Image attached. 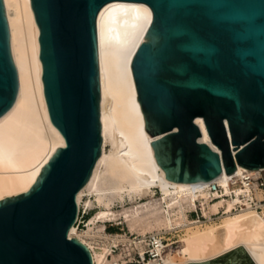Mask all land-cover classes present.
Masks as SVG:
<instances>
[{"label":"water","instance_id":"1","mask_svg":"<svg viewBox=\"0 0 264 264\" xmlns=\"http://www.w3.org/2000/svg\"><path fill=\"white\" fill-rule=\"evenodd\" d=\"M144 2L153 20L132 60L164 179L205 183L264 168V0H31L51 122L66 140L27 192L0 200V264H94L75 237L77 195L102 153L98 15ZM19 92L0 0V121ZM190 264H257L243 246Z\"/></svg>","mask_w":264,"mask_h":264},{"label":"bare ground","instance_id":"2","mask_svg":"<svg viewBox=\"0 0 264 264\" xmlns=\"http://www.w3.org/2000/svg\"><path fill=\"white\" fill-rule=\"evenodd\" d=\"M4 3L19 92L8 116L0 121V200L30 190L58 148L66 146L50 118L40 28L31 0ZM152 20L153 10L144 2L111 1L99 12L102 153L77 195L79 209L82 203L98 208L89 220L90 231L95 227L104 231L106 221H115L126 223L139 237H105L111 244L99 253L79 233L76 223L69 235L91 250L94 264H126L127 257L112 251L119 242L133 241L143 255L148 234L169 241L162 254L166 264L204 263L241 246L257 264H264V204L260 211L239 197L211 202L206 189L210 181L179 183L159 174L163 168L154 156L132 69ZM243 169L262 170L238 165V172ZM240 201L242 208L237 205ZM199 207L205 219L191 218L190 213ZM167 233L176 234L177 240L163 235Z\"/></svg>","mask_w":264,"mask_h":264},{"label":"built area","instance_id":"3","mask_svg":"<svg viewBox=\"0 0 264 264\" xmlns=\"http://www.w3.org/2000/svg\"><path fill=\"white\" fill-rule=\"evenodd\" d=\"M224 183L220 180L210 181L206 186V189L210 195V201L215 202L225 198H240V200L248 199L251 205L258 206L260 211L263 210L261 207L264 204V169L256 172L243 169L241 172H235L228 175L223 179ZM259 194L262 197H259ZM237 205L242 208L243 205L241 201ZM200 211H201V207ZM81 208L79 209V216L76 224L80 221L82 217L80 215ZM199 216V210H195ZM223 212V210H221ZM216 216V215H214ZM205 218V217H203ZM148 245L145 253L141 255L136 254L138 257L134 261L139 264H166L163 259V252L165 250V245L168 244L167 240L161 236L153 235L149 236Z\"/></svg>","mask_w":264,"mask_h":264},{"label":"rangeland","instance_id":"4","mask_svg":"<svg viewBox=\"0 0 264 264\" xmlns=\"http://www.w3.org/2000/svg\"><path fill=\"white\" fill-rule=\"evenodd\" d=\"M109 148V147H108ZM87 198V196L84 197V200ZM98 212V208H86L84 204H81V211L80 215L82 216L80 218V221L76 224V227L79 230V233L83 235V238L90 243L94 249L102 253L105 251V249L110 246V242L105 239V237H115L116 235L120 234L129 238L131 240L135 239L136 237H139L137 233H133L130 231L128 225L126 223L123 224H116L115 221H106V226L104 228V231H99L97 227H95L93 230H89L88 223L89 220L94 217ZM191 218H203L202 211L199 209V216L197 215L196 211H193L190 213ZM121 218V217H120ZM97 225L100 223H96ZM92 227H94V224H91ZM98 229V230H97ZM87 232V234H86ZM87 235V237H86ZM150 236V234H148ZM165 237H171L173 240H177L176 234H163ZM85 236V237H84ZM141 236V235H140ZM167 240V238H166ZM167 242H169L167 240ZM134 244V245H133ZM174 247H177V244L173 245ZM131 247V248H130ZM145 248L147 249V243H145ZM237 249V248H236ZM235 250V249H234ZM114 253H116L118 256L127 257V263L126 264H139L136 261H134V258L136 259L138 257V253L141 254L139 248L133 243V241L129 242H119L117 245H114L113 250ZM233 251V250H231ZM230 252V251H229ZM228 253V252H227ZM226 254V253H225ZM224 255V254H223ZM222 256V255H220ZM218 256V257H220ZM217 257V258H218ZM109 259H112V254H109ZM216 259V258H214Z\"/></svg>","mask_w":264,"mask_h":264}]
</instances>
